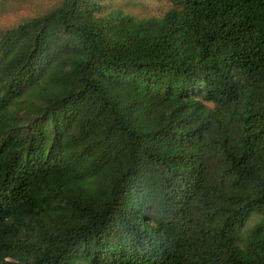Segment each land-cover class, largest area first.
Listing matches in <instances>:
<instances>
[{
  "label": "trees",
  "instance_id": "16d2710c",
  "mask_svg": "<svg viewBox=\"0 0 264 264\" xmlns=\"http://www.w3.org/2000/svg\"><path fill=\"white\" fill-rule=\"evenodd\" d=\"M0 1V264H264V0Z\"/></svg>",
  "mask_w": 264,
  "mask_h": 264
},
{
  "label": "rangeland",
  "instance_id": "374dc122",
  "mask_svg": "<svg viewBox=\"0 0 264 264\" xmlns=\"http://www.w3.org/2000/svg\"><path fill=\"white\" fill-rule=\"evenodd\" d=\"M123 7H130V11L140 16L161 15L166 9L165 0H136L135 2L119 1ZM35 6V5H33ZM28 4L18 5L11 1H0V28L19 22L21 18L33 14L34 10ZM36 8V6H35ZM34 8V9H35ZM258 220L257 216L251 218L249 227H252ZM74 264H87L83 257H78Z\"/></svg>",
  "mask_w": 264,
  "mask_h": 264
}]
</instances>
